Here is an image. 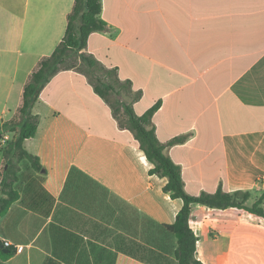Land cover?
<instances>
[{
	"label": "crops",
	"instance_id": "obj_1",
	"mask_svg": "<svg viewBox=\"0 0 264 264\" xmlns=\"http://www.w3.org/2000/svg\"><path fill=\"white\" fill-rule=\"evenodd\" d=\"M74 3L0 0V128L17 114L39 61L63 39ZM102 4L108 27L80 51L96 70L81 64L57 72L33 105L38 129L24 147L41 168L18 162L19 198L0 217V264H178L152 244L149 220L174 223L184 201L164 191L167 177L150 173L153 164L113 102L139 115L160 102L152 118L159 140L188 134L165 153L181 166L189 193L222 183L230 192L249 190V206L262 196L264 207V0ZM97 70L116 88L109 101L95 89ZM190 223L205 264H239L250 242L264 255L261 215L194 203Z\"/></svg>",
	"mask_w": 264,
	"mask_h": 264
},
{
	"label": "trees",
	"instance_id": "obj_2",
	"mask_svg": "<svg viewBox=\"0 0 264 264\" xmlns=\"http://www.w3.org/2000/svg\"><path fill=\"white\" fill-rule=\"evenodd\" d=\"M102 9V0H75L73 9L68 15L67 28L63 39L50 55L44 56L39 61L24 87L22 103L17 114L0 128V137H3L6 133L10 134L7 144L2 147L7 169L4 170L0 186V217L19 198V192L15 187V183L19 178L18 162L29 159L34 167L41 168L39 158L25 149L24 141L37 133L38 115L32 112V108L42 89L54 74L76 66L70 63L74 54L86 62L90 68L98 65L93 58L82 54L80 51L87 46L91 33L107 29V22L101 16ZM95 89L109 101V95L112 91H115V86L111 82H104L99 79L95 84ZM112 106L115 113L119 112L120 107L124 109L127 119L122 122V125L133 132L136 145L144 151L148 160L153 164L150 173L167 177L168 182L164 186V191L170 193L172 198H181L184 201L174 223L157 224L149 220L151 228L156 229V232L151 234L152 240L153 238L162 239L165 244H169L174 237L176 238V246L164 247V249L173 252L178 264H205L196 257L198 236L190 223L194 203L215 208H244L264 217L262 196L252 206L246 204L251 195L249 190L230 192L223 188L222 183L215 192L202 191L200 194L195 195L186 190L182 168L165 153V148L169 144L185 142L188 139V134L176 136L167 143L159 140L152 126V118L159 108L160 102H157L141 115L137 114L133 107L125 102L119 101L117 106L113 102ZM135 211L136 220H138L139 215L137 210ZM1 246L2 242L0 240ZM155 251V249H152L153 259L159 258L154 256ZM10 253L11 250L2 254L9 255Z\"/></svg>",
	"mask_w": 264,
	"mask_h": 264
},
{
	"label": "rangeland",
	"instance_id": "obj_3",
	"mask_svg": "<svg viewBox=\"0 0 264 264\" xmlns=\"http://www.w3.org/2000/svg\"><path fill=\"white\" fill-rule=\"evenodd\" d=\"M70 63L75 64L76 65L75 67H79L81 64L87 65L86 62H84L82 59H80L79 56H77L75 54L72 55V59L70 60ZM95 68L96 67H94L93 69H95ZM108 74L110 75L111 78H115L114 73L108 71ZM103 75H104V73L101 70L94 71V77L96 78V82H98V80L101 79V77ZM115 91H116V88H115ZM110 94H112V97H113L114 92H111ZM9 138H10V134L8 135L7 142L9 140ZM7 142H4L3 145L5 146L7 144ZM152 232H156V229L153 228ZM146 238H147V235H146ZM156 243H157V245L159 244V245L164 246V247H171V246L175 245V238L172 239L170 241V243L166 244V245H163L164 242L162 239L160 240V239H154L153 238L152 244L155 245ZM238 259L240 261L239 264H263L262 261L264 260V255L262 254V250L258 247V245L255 242H250L247 245V247H245L242 250V254L238 257Z\"/></svg>",
	"mask_w": 264,
	"mask_h": 264
},
{
	"label": "built area",
	"instance_id": "obj_4",
	"mask_svg": "<svg viewBox=\"0 0 264 264\" xmlns=\"http://www.w3.org/2000/svg\"><path fill=\"white\" fill-rule=\"evenodd\" d=\"M8 139V136H4L3 138L0 139V143L6 142ZM5 246H10L12 243L9 240L4 241ZM24 248V245H17L16 247V252H21Z\"/></svg>",
	"mask_w": 264,
	"mask_h": 264
},
{
	"label": "water",
	"instance_id": "obj_5",
	"mask_svg": "<svg viewBox=\"0 0 264 264\" xmlns=\"http://www.w3.org/2000/svg\"><path fill=\"white\" fill-rule=\"evenodd\" d=\"M7 251V250H6Z\"/></svg>",
	"mask_w": 264,
	"mask_h": 264
}]
</instances>
